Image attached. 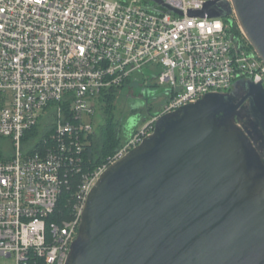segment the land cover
Wrapping results in <instances>:
<instances>
[{
    "label": "built area",
    "instance_id": "2783aa9c",
    "mask_svg": "<svg viewBox=\"0 0 264 264\" xmlns=\"http://www.w3.org/2000/svg\"><path fill=\"white\" fill-rule=\"evenodd\" d=\"M205 1L0 0V138L13 148L0 158V256L64 264L99 175L149 136L159 117L241 81L263 85L264 63L238 23L239 38L223 17L187 15ZM155 68L169 88L160 112L84 172L100 99ZM72 171L83 173L74 217L58 225L49 217L63 173Z\"/></svg>",
    "mask_w": 264,
    "mask_h": 264
},
{
    "label": "water",
    "instance_id": "95a60500",
    "mask_svg": "<svg viewBox=\"0 0 264 264\" xmlns=\"http://www.w3.org/2000/svg\"><path fill=\"white\" fill-rule=\"evenodd\" d=\"M231 5L264 63V0ZM229 12L208 0L187 15ZM247 86L264 130V87ZM242 100L207 93L159 117L99 175L64 264H264V160L235 120Z\"/></svg>",
    "mask_w": 264,
    "mask_h": 264
},
{
    "label": "rangeland",
    "instance_id": "374dc122",
    "mask_svg": "<svg viewBox=\"0 0 264 264\" xmlns=\"http://www.w3.org/2000/svg\"><path fill=\"white\" fill-rule=\"evenodd\" d=\"M233 33L238 38L241 36L239 30ZM158 72V68L136 72L131 76V80L118 90L113 100V120L121 124L122 140L127 138L131 129L141 126L150 115L158 114L164 105L169 88L159 83ZM103 110L101 104L93 117L97 141L100 139L98 130L105 117ZM41 129L40 127L34 131L35 136L41 132ZM0 147L6 156L13 153L11 142L7 138H0ZM0 264H15V259L0 256Z\"/></svg>",
    "mask_w": 264,
    "mask_h": 264
},
{
    "label": "trees",
    "instance_id": "16d2710c",
    "mask_svg": "<svg viewBox=\"0 0 264 264\" xmlns=\"http://www.w3.org/2000/svg\"><path fill=\"white\" fill-rule=\"evenodd\" d=\"M230 12L223 18L229 24L232 32L236 30L238 32L239 27L235 18L230 16ZM116 94V90L112 89L105 96L102 98L100 97V100L103 101L102 109H104L103 116L105 115L104 122L98 130V133L100 134L99 141H97L95 137L96 130L95 134L90 136L91 142L86 148V154L84 157V172L90 171L94 166L103 163L121 144V124L113 120V100L115 99ZM30 135H35V132H32ZM2 157L3 153L0 147V158ZM82 174V172L74 171L63 173L61 179V191L49 217L50 222L62 225L64 221H69L74 217V205L77 203L75 192L81 182Z\"/></svg>",
    "mask_w": 264,
    "mask_h": 264
},
{
    "label": "flooded vegetation",
    "instance_id": "af4514ba",
    "mask_svg": "<svg viewBox=\"0 0 264 264\" xmlns=\"http://www.w3.org/2000/svg\"><path fill=\"white\" fill-rule=\"evenodd\" d=\"M247 81L233 84L230 91L234 103H238L243 99L237 108L235 120L252 139L253 144L264 160V130L260 118L254 113L251 97L246 96L248 92Z\"/></svg>",
    "mask_w": 264,
    "mask_h": 264
}]
</instances>
